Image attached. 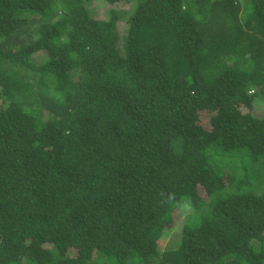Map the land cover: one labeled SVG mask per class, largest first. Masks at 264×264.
Returning a JSON list of instances; mask_svg holds the SVG:
<instances>
[{
	"label": "trees",
	"instance_id": "1",
	"mask_svg": "<svg viewBox=\"0 0 264 264\" xmlns=\"http://www.w3.org/2000/svg\"><path fill=\"white\" fill-rule=\"evenodd\" d=\"M258 104L264 0H0V264H264Z\"/></svg>",
	"mask_w": 264,
	"mask_h": 264
},
{
	"label": "rangeland",
	"instance_id": "2",
	"mask_svg": "<svg viewBox=\"0 0 264 264\" xmlns=\"http://www.w3.org/2000/svg\"><path fill=\"white\" fill-rule=\"evenodd\" d=\"M256 106H258L256 109L258 110L257 112H258V114H264V104H258V105H256ZM260 111V112H259ZM202 195L204 194V192H202L201 193ZM182 217V215H181V213H179V209H175V211H174V213H173V218H174V220L171 222V223H169L167 226H168V228H169V235L168 236H166L167 238L168 237H170V235L172 234V232H173V230H174V228H175V219H177V218H181Z\"/></svg>",
	"mask_w": 264,
	"mask_h": 264
}]
</instances>
